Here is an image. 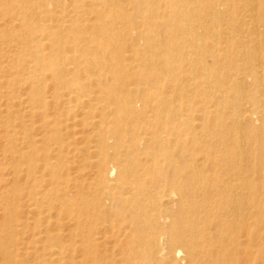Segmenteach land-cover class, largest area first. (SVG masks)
<instances>
[{"label":"bare ground","instance_id":"bare-ground-1","mask_svg":"<svg viewBox=\"0 0 264 264\" xmlns=\"http://www.w3.org/2000/svg\"><path fill=\"white\" fill-rule=\"evenodd\" d=\"M3 100L0 264H27L25 193L41 224L79 230L62 244L46 225L37 264H264V0H0ZM103 225L125 233L118 260L98 250ZM240 229L249 244L226 243Z\"/></svg>","mask_w":264,"mask_h":264},{"label":"rangeland","instance_id":"rangeland-1","mask_svg":"<svg viewBox=\"0 0 264 264\" xmlns=\"http://www.w3.org/2000/svg\"><path fill=\"white\" fill-rule=\"evenodd\" d=\"M187 66V67H186ZM183 67L187 70L188 69V63L185 61L184 63H183ZM3 104V105H2ZM5 103H4V100H3V102H0V108H4V105ZM2 106V107H1ZM26 107L27 106H25V105H21V108L20 107H18L20 110H23L22 111V113H21V118H25V119H22V120H24V121H30V117L28 116V114L27 113H24L25 111V109H26ZM50 107V109H49V112L50 113H52V111L54 110L53 109V106H49ZM17 108V109H18ZM53 110H52V109ZM80 114V112H74V115H79ZM24 115V116H23ZM71 116L73 115V114H70ZM73 115V116H74ZM194 115H195V117L196 118H199V116H198V114H196V113H194ZM72 116V117H73ZM29 119V120H28ZM77 119H79V118H77ZM73 120V119H72ZM72 120L70 121V123H69V129L67 130V131H64L63 132V134H65V133H67V135H65V138H69L68 140H70V142L72 143V142H76V143H80V141L84 138V137H86L87 135H89L88 133H86V128H81L76 122L75 123H73L72 122ZM34 121H35V125H34V129H33V131H32V133L34 134V135H36V139H40L41 137H39V135L41 136V134H43V132H44V129H43V127L41 126V122L39 121V119L38 118H35L34 119ZM37 121V122H36ZM29 123V122H28ZM41 127V128H40ZM41 131H43V132H41ZM74 131V132H73ZM41 132V133H40ZM73 132V133H72ZM80 132V133H79ZM70 134V135H69ZM86 135V136H85ZM67 136V137H66ZM68 140H66V141H68ZM40 146L42 145V144H39ZM43 146V145H42ZM81 146V147H80ZM76 147H79V148H82L83 147V145L82 144H77V145H73L72 147H71V149L72 150H75V148ZM1 140H0V154H2V152H3V149H2V151H1ZM72 154H73V156H76V157H73L72 156ZM72 154H70V158H69V160L68 161H66V164H64V165H66L68 168H69V172H70V174H73V175H71V177L72 178H77V177H79L80 175H86L85 177H84V179H85V186L87 185V183L88 182H90V180H91V178H88V177H91V175H93V173H94V169L93 170H91V169H89V168H84L83 167V165H82V163H80V160L79 159H77V156H81V154H80V152H78V151H74V152H72ZM0 156H2L0 159H2L4 156H3V154L2 155H0ZM79 156V157H80ZM73 158V159H72ZM72 159V160H71ZM5 161H6V163H8L9 162V160L8 159H5ZM8 161V162H7ZM75 162V163H74ZM77 162V163H76ZM42 163V162H41ZM8 167H10V166H8ZM7 166L5 167V172H4V174H5V178L3 179V180H0L1 182H0V188H3L4 190L7 188V190L8 189H11L12 187H11V185H13L12 183H10V180H11V182H12V175H11V173H12V168L10 169V168H8ZM78 168V169H77ZM10 169V170H9ZM7 170V171H6ZM42 171V170H41ZM210 173H212V172H210ZM37 175H38V173H37ZM39 175H41V172H39ZM8 176H9V178H8ZM255 178H258V176L256 175L255 176ZM45 180L46 179H48L47 177H45L44 178ZM4 180H6V181H4ZM8 180H9V182H8ZM8 182V183H7ZM22 184H21V186L24 184V178L20 181ZM259 183H260V181H258V179H257V181H255V184H258L259 185ZM6 185V186H5ZM10 185V186H9ZM6 187V188H5ZM11 187V188H10ZM23 187V186H22ZM71 188V187H70ZM69 188V189H70ZM2 189V190H3ZM1 189H0V191H2ZM70 192H71V194H73L71 197H72V199L74 198V194H75V192H76V189H74V188H71L70 189ZM25 193V192H24ZM83 193H89V190L86 188V187H84V191H83ZM24 199H22L21 200V202H20V217L21 218H23L22 220H24V221H28V227L26 228V227H24V229H21L20 231H19V234L20 235H18L19 236V242H20V247L23 249H26V251L28 252V254H24L23 253V256L21 257V259L24 261V262H26L27 264H37V263H39V261L37 260V258H36V256H34L33 254H31V250H32V247L34 246V244H37L39 247L42 245V244H44V242H39V240L40 241H43L44 239H45V237L47 236V234H48V232L46 233V231H48L49 230V232H53V233H56V232H58L61 236V238L62 239H60L59 241L62 243V244H71L72 242H73V240H75V238H74V233H78L79 232V230H77V231H75V228L73 227V221L70 219V217L68 218V217H62L61 216V218H60V226L59 227H57V225L55 226V222L57 221V217L55 216V212H53L52 213V215L51 216H53L51 219H49V222H47V223H45V225L43 224H41V222H40V220L41 219H43V217L46 215V214H43L44 216H42V218H41V216L39 217V216H37L35 213L33 214V213H31L28 209L29 208H27V205H29L28 204V201L26 200L27 198H26V193L22 196ZM197 199H199V198H197ZM201 199V198H200ZM23 200H25V202H27V203H24L23 204ZM253 200V199H252ZM23 201V202H22ZM22 205V206H21ZM201 209H203V208H200V210ZM1 207H0V222L2 221V213H1ZM26 211V212H25ZM28 212V213H27ZM203 214V213H202ZM124 215L126 216L127 215V213L125 212L124 213ZM36 218H39L40 220H37ZM113 220H115V217H111ZM35 220H36V224H35ZM116 220H117V218H116ZM39 221V222H38ZM69 221V222H68ZM48 223H50L51 225H49ZM54 223V224H53ZM125 223V222H124ZM124 223H122L123 225H124V227H122V224H119V225H121V229H123V228H125L126 230H124L123 229V231L127 234L128 232H130L129 230H130V225L128 224V221L124 224ZM38 224L40 225V226H38ZM231 224H235L234 222L233 223H231ZM35 225V226H34ZM48 226V230H46L47 229V226ZM62 225V226H61ZM71 225V226H70ZM119 225H118V227H119ZM127 225H129V226H127ZM37 226V227H36ZM50 226H51V228H50ZM108 226V225H107ZM127 226V227H126ZM40 227V228H39ZM46 227V228H45ZM118 227H117V229H118ZM160 227H163V226H160V225H156V229H158L157 231H159V229H160ZM39 229V230H38ZM117 229H115V230H113V232L111 231V229L109 228V227H106V226H101L100 227V230L98 231V233L96 234V236L95 237H98V238H103V237H106L107 239H106V242L105 241H102V239H101V244H99L98 245V250L102 253V255L104 256V257H107L108 259H112V260H118V259H120L121 257H122V255L120 254V252H119V248L118 247H115L114 245H115V241H117L118 240V238L119 239H122L123 238V235L125 234L124 232L123 233H121L118 237L115 235V236H112L114 233H116V230ZM215 229H212V233L213 234H215ZM244 232V231H243ZM242 232V229H240L239 231H236V233H234V234H232L231 235V238L233 239V243L232 242H226V243H231V244H249L248 242H249V239H248V237H247V235L245 236V233H243ZM40 233V234H39ZM53 233H51V234H53ZM42 239V240H41ZM77 240H79V238H76ZM196 241H199L200 242V240H196ZM201 243V242H200ZM225 243V244H226ZM22 245V246H21ZM163 245V244H162ZM239 250L241 251L242 250V246H240L239 247ZM218 255H217V254ZM73 254V256L75 257V259H74V262L76 263V264H79L80 263V259H81V253L77 250V251H75V252H73L72 253ZM213 256V257H212ZM211 256V260H216L217 258H218V256H219V258L218 259H221V253H218V252H216L215 251V253L213 254ZM26 260V261H25ZM37 260V261H36ZM40 260V259H39ZM166 261V263H168V264H187V262H188V259L186 260L185 259V261H183V262H175V261H172L171 259H166L165 260ZM191 260H189V262L188 263H190L191 264V262H190ZM36 262V263H35ZM200 264V262L201 261H197L196 259H193L192 260V264ZM205 262H203V264H204ZM208 262H206L205 264H207ZM211 263H213V262H211ZM211 263H208V264H211ZM226 263H230L228 260H226ZM241 263V261H238V262H231V264H240ZM201 264H202V262H201Z\"/></svg>","mask_w":264,"mask_h":264}]
</instances>
